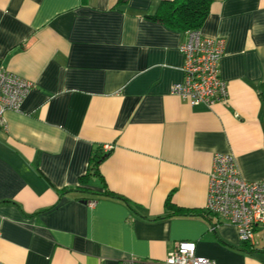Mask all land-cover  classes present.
<instances>
[{
    "label": "crops",
    "instance_id": "1",
    "mask_svg": "<svg viewBox=\"0 0 264 264\" xmlns=\"http://www.w3.org/2000/svg\"><path fill=\"white\" fill-rule=\"evenodd\" d=\"M162 1L0 0V62L33 83L0 126V264L163 260L182 240L216 264H264L261 227L246 252L203 216L215 153L264 179V0L210 5L200 30L224 40L228 87L211 108L170 93L185 34L149 18Z\"/></svg>",
    "mask_w": 264,
    "mask_h": 264
},
{
    "label": "built area",
    "instance_id": "2",
    "mask_svg": "<svg viewBox=\"0 0 264 264\" xmlns=\"http://www.w3.org/2000/svg\"><path fill=\"white\" fill-rule=\"evenodd\" d=\"M185 41L178 49L183 56L181 82L170 86V93L186 99L191 106L211 108L228 100V87L219 74V60L224 40L205 36L200 28L184 31ZM33 83L9 71L0 62V126L5 125L7 111H19ZM112 145L102 146L105 152ZM204 211L213 218L232 225L241 243L254 249L255 235L262 229L261 246L264 252V179L250 181L239 172L231 153H215L212 158ZM217 224H211L213 230ZM120 264H216L213 259L196 254L194 241L176 242L163 260L128 258Z\"/></svg>",
    "mask_w": 264,
    "mask_h": 264
},
{
    "label": "trees",
    "instance_id": "3",
    "mask_svg": "<svg viewBox=\"0 0 264 264\" xmlns=\"http://www.w3.org/2000/svg\"><path fill=\"white\" fill-rule=\"evenodd\" d=\"M126 0H118L117 3L125 2ZM213 0H170L162 1L156 12L149 16L151 20L162 23L169 28L176 30L197 29L202 26L209 15L210 5ZM107 156V153L102 152L101 148L95 150L90 158L89 171L96 172L100 162ZM108 196H115L112 192L107 191ZM118 197V196H117ZM165 205L169 207L171 204L167 200ZM206 213V212H205ZM205 217L209 214H203ZM211 223V222H210ZM213 225V223H211ZM241 249L246 252H252L247 243H242Z\"/></svg>",
    "mask_w": 264,
    "mask_h": 264
}]
</instances>
